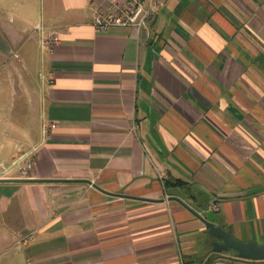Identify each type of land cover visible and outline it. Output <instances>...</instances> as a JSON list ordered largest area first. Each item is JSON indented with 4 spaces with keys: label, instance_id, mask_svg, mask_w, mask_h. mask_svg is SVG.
<instances>
[{
    "label": "crops",
    "instance_id": "crops-1",
    "mask_svg": "<svg viewBox=\"0 0 264 264\" xmlns=\"http://www.w3.org/2000/svg\"><path fill=\"white\" fill-rule=\"evenodd\" d=\"M124 1L0 0V73L31 90L0 125L18 150L0 177L39 179L0 182V264H264L210 259L178 200L264 243V0H164L141 28L96 30ZM28 149L30 176L10 172Z\"/></svg>",
    "mask_w": 264,
    "mask_h": 264
},
{
    "label": "built area",
    "instance_id": "built-area-1",
    "mask_svg": "<svg viewBox=\"0 0 264 264\" xmlns=\"http://www.w3.org/2000/svg\"><path fill=\"white\" fill-rule=\"evenodd\" d=\"M164 3V0H125L123 3L113 2L111 7L106 10H97L92 24L96 30L105 32L110 26H136L141 28L147 24V20L152 17L155 11ZM61 38L58 33L50 34L42 39L43 44L52 45L60 42ZM56 123H52L49 127H56ZM29 152L21 154L18 162L24 161L21 168V175L29 177L33 167V160ZM217 204L212 205V209L217 208Z\"/></svg>",
    "mask_w": 264,
    "mask_h": 264
},
{
    "label": "rangeland",
    "instance_id": "rangeland-1",
    "mask_svg": "<svg viewBox=\"0 0 264 264\" xmlns=\"http://www.w3.org/2000/svg\"><path fill=\"white\" fill-rule=\"evenodd\" d=\"M41 5V2H40ZM33 27V26H32ZM25 49H23L22 47H20L19 49V54L17 58V60L19 59V61H17L16 63V77L17 79H19V81H21V78L23 76H25V80H30L29 83H36V78L39 77V74L37 75V65L35 63V61L33 60L31 64H26V62L24 61V59L26 58V54L24 53ZM30 65V66H28ZM28 73L30 75H28ZM21 78H20V77ZM8 76H7V72L5 70L4 74L0 73V79L2 81H0V125L1 127H5L7 125V119L9 120V117L11 115V112L13 111L12 109V102H11V97L12 94H14V88L16 90V92H23V94H31V90H25L23 86H20L19 82L16 80L15 84H13L12 80L9 79L8 81ZM23 80V78H22ZM40 80V79H39ZM22 93L20 95H23ZM22 100L18 101V104L21 106L23 104V102H21ZM17 103V102H16ZM25 105H28V108L31 111V114L35 116V119L38 120V117H40V101L35 100V98L31 101V102H27L25 101ZM22 152L19 154V157L15 160L18 161L20 159L21 154L25 153V152H29L30 149L28 150H21ZM14 153V157L17 156L18 150L17 149H10L8 150V152H6V150H0V158H4V161H6L7 159V163L9 161H12L13 158H11L10 155L7 154H13ZM22 163V162H21ZM21 163L17 162V163H9L7 164L5 167H10V172H17L20 170L21 168ZM21 165V166H20ZM204 239H201V242H203ZM213 241V240H212ZM212 241L210 239L207 240V242H203V245L206 247V251H209V253L211 252V257L216 256L217 254H224V255H229V256H237L236 252L233 250H228V251H223V252H218V253H213L212 250ZM210 257V258H211ZM245 260V259H243Z\"/></svg>",
    "mask_w": 264,
    "mask_h": 264
},
{
    "label": "water",
    "instance_id": "water-1",
    "mask_svg": "<svg viewBox=\"0 0 264 264\" xmlns=\"http://www.w3.org/2000/svg\"><path fill=\"white\" fill-rule=\"evenodd\" d=\"M39 179H29V178H5L0 177V182L8 181H35ZM183 203L188 209L193 211L204 223L208 229L209 234L214 237L212 241L213 252H223L228 250H233L236 252L238 258L260 261L264 260V243H259L256 241H241L234 237L232 232L225 227L218 225L214 221L213 209L207 211L206 216H202L189 205H187L181 199H178Z\"/></svg>",
    "mask_w": 264,
    "mask_h": 264
},
{
    "label": "trees",
    "instance_id": "trees-1",
    "mask_svg": "<svg viewBox=\"0 0 264 264\" xmlns=\"http://www.w3.org/2000/svg\"><path fill=\"white\" fill-rule=\"evenodd\" d=\"M166 183H168V181H167ZM176 183H178V184H182V185H183L185 182H183V181H181V180H177ZM213 253H217V252H213ZM219 255H221V254H217L216 256H213V257H218ZM213 257H211V258H213ZM211 258H210V259H211ZM210 259H209V260H210Z\"/></svg>",
    "mask_w": 264,
    "mask_h": 264
},
{
    "label": "bare ground",
    "instance_id": "bare-ground-1",
    "mask_svg": "<svg viewBox=\"0 0 264 264\" xmlns=\"http://www.w3.org/2000/svg\"><path fill=\"white\" fill-rule=\"evenodd\" d=\"M245 260H247V259H245ZM254 261V260H253Z\"/></svg>",
    "mask_w": 264,
    "mask_h": 264
}]
</instances>
